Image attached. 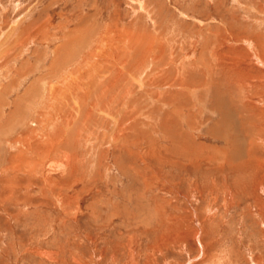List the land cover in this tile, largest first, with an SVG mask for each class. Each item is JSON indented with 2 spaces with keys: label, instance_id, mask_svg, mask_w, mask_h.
<instances>
[{
  "label": "rangeland",
  "instance_id": "obj_1",
  "mask_svg": "<svg viewBox=\"0 0 264 264\" xmlns=\"http://www.w3.org/2000/svg\"><path fill=\"white\" fill-rule=\"evenodd\" d=\"M0 264H264V0H0Z\"/></svg>",
  "mask_w": 264,
  "mask_h": 264
}]
</instances>
